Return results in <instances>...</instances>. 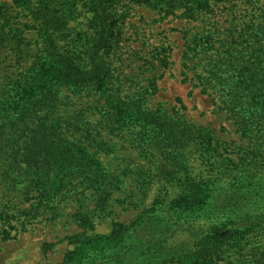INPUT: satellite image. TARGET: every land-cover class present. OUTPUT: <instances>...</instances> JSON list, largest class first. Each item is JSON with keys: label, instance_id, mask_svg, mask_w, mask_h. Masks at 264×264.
Wrapping results in <instances>:
<instances>
[{"label": "trees", "instance_id": "1", "mask_svg": "<svg viewBox=\"0 0 264 264\" xmlns=\"http://www.w3.org/2000/svg\"><path fill=\"white\" fill-rule=\"evenodd\" d=\"M126 1L122 6L130 4ZM128 1L154 9L163 19L178 16L190 24L195 23L181 31L186 41L182 55L186 68L193 69L202 85L220 97L243 135L259 141L264 136V0ZM23 2L24 5L18 6L39 26L40 40L35 46L28 41L25 29L16 21L21 12L5 18L4 26L16 38L15 50L30 65L17 78H12L0 93L4 106V118L0 121V162L4 161L0 184L8 183L11 190L22 187L24 190L20 191L27 200L29 191L44 184L47 191H39L32 213L21 211L22 216L32 214V217L39 215L45 197L56 194L61 184L70 187L79 180L93 192L95 208H81L75 213V222L84 231L68 237L74 248L59 264H170L176 260L182 264H264V198H250V204L229 205L227 213H218L214 223H209L202 231L187 227L196 246L194 251L189 250L184 255L177 256L178 252L170 250L158 253L164 240H154L152 246L148 241L170 230L178 231L181 221L192 214L202 218L203 213L207 217L208 207L203 206L204 199L197 198L199 196L191 200L192 204L182 199L171 203L162 201L156 210L146 211L142 221L130 224L114 221L110 236L93 238L89 235L99 212L112 214L113 195L121 189L124 177H130L143 191L154 182L157 168L128 167L122 175L110 171L109 166L86 152L88 147L103 152L111 150L112 154L117 152L115 148L119 144L111 148L107 138L99 139L103 127L115 135L121 128L136 124L141 137L135 138L142 142L138 146L166 157L178 172L186 169L187 148L197 144L202 161L207 164L206 171L213 175L206 174V179L214 181V187L219 185L217 193L226 188L223 166L232 158L226 159L218 152L202 128L180 116L170 115L162 106L149 111L144 106V97L126 98L115 86L105 89L102 104L90 106L94 111L88 117L79 110L72 113L68 108L72 99L69 95H74L77 87L70 80L88 86L97 79L102 82V75L110 72L106 58L121 39L119 31L111 27L110 19L119 13L120 5L117 0ZM224 15L229 16L226 20L231 22L230 26L221 23L219 16ZM80 18L88 21V31L85 36L76 38L72 24ZM55 63L62 66L63 80L41 84L39 68ZM149 80L145 93L152 88L153 79ZM65 91L67 94L63 97ZM61 105L66 106L65 111L61 110ZM258 153L256 145L245 154L256 160ZM230 176H234L232 198L240 194L248 197L264 180V176H246L240 166H236ZM247 177L251 182L247 183ZM182 185L180 195L184 198L191 183ZM202 190L206 192L205 186ZM3 213L6 212L3 210ZM167 242L168 239L165 244ZM53 246L46 243L44 251Z\"/></svg>", "mask_w": 264, "mask_h": 264}, {"label": "rangeland", "instance_id": "2", "mask_svg": "<svg viewBox=\"0 0 264 264\" xmlns=\"http://www.w3.org/2000/svg\"><path fill=\"white\" fill-rule=\"evenodd\" d=\"M33 1L41 3L46 0ZM117 1L120 5L119 13L112 16L110 23L112 28L119 31L121 39L117 48H111L109 57L106 58L110 63V72H107L108 76L102 75L104 86L101 87L102 82H99V79L88 86L82 83L77 84L71 79L70 82L77 89L74 95H69L72 98L69 110L72 113L82 111L88 117L94 111L90 109V106L96 103L102 104L104 100L101 98L105 94V89L115 86L120 88L122 95L126 98L144 97V106L149 111L154 112L162 106L170 115L180 116L198 128H202L208 134V140L215 145V149L226 159L229 157L232 159L231 161L224 159L226 161L223 173L226 174V188L217 193L215 191L219 185L214 187L215 182H210V178L208 181L206 179L208 178L206 174L210 175V173L206 171L207 164L203 163L200 146L197 144L187 148L186 169L178 172L171 167L166 157L161 154L156 155L152 149L138 146V143L142 142L135 138V136L141 137L138 134L140 127L136 124L121 128L115 135L109 134L103 127L102 133L98 131L99 139L107 138L111 148L115 147L114 144H119L115 148L117 152L112 154L111 150L103 152L92 147H88L86 152L109 166L110 171L122 175L128 167L135 169L148 165L157 168L156 174L154 173V182L143 191L130 177H124L125 182L121 189L113 195L112 214L99 212L88 233L93 238L107 237L112 235L114 221L126 224L142 221L146 211L156 210L162 201L171 203L182 199L192 204L191 200L199 196L197 198L204 199L203 206L208 207L207 217H204L203 213L202 218L192 214L181 221L182 226L178 231L173 229L159 238L152 239L153 241H148V245L152 246L155 244L154 240L158 242L164 240V245L160 246L158 253L164 251L167 253L170 250L178 252L177 256L184 255L189 250L194 251L196 246V241L187 231V227L192 226L195 230L202 231L209 223H214L218 213H227L229 205L243 202L250 204L252 202L250 198L256 200L264 198V180L259 189L248 196L249 198L242 194L236 195L235 198L230 197L234 192L231 188L234 176H230V173L235 171L236 166H240L241 172L246 176L249 174L258 175V178L264 176V136L259 141L244 136L233 115L223 107L220 97L214 90L202 85V80L193 69L186 68L182 57L186 41L181 31L185 29L184 27H192L195 23L190 24L178 16L163 19L159 12L144 4L133 5V2L127 0L126 3L130 4L122 6L124 0ZM18 5H24L23 0H0V93L12 78H17L30 65L15 50L16 38L10 35L7 27L4 26L5 18L14 15L16 11L21 12L16 21L19 27L25 29L28 41L35 46L34 44L40 40L39 26ZM219 18L225 27L230 26L231 22L226 20L229 16L224 15ZM87 23L86 19L80 18L72 24L76 38L85 36L84 33L88 31ZM61 68L62 66L58 63L51 66L43 65L39 68L41 76L38 81L43 85H49L52 81H62L64 76L61 74ZM155 73H157L156 78L153 76ZM149 79H153L152 88L145 93ZM66 94L67 91L64 92L63 97ZM0 97L3 99L1 94ZM3 107L0 101V121L4 118ZM60 107L62 111L66 110V106ZM99 130L101 131V127ZM105 134L108 136L103 138ZM256 145L259 147L256 160L247 158L248 155L245 153L250 152L252 146ZM147 151L152 153L149 155L144 153ZM3 166L4 161L0 162V183ZM250 180L247 177V183ZM188 181L191 183V188L182 198L183 195H180L184 187L182 183H188ZM194 182L197 185H193ZM43 185L34 187L32 192L29 191L27 200L25 194L20 191L24 190L22 187L17 186L11 190L8 188V183L0 184V232H2L0 233V264L62 263L65 255L74 248L68 237H74L84 231L75 222V213L81 208L93 210L95 202L93 192L87 190L86 186L79 183V180L70 187L61 184L56 194L47 195L37 217H32V214L21 215V211L32 213L33 206L38 203L39 191L45 193L47 191ZM203 186L206 192L202 190ZM3 210L6 213H3ZM166 239L168 242L165 244ZM46 243L54 245L47 252L44 251ZM170 264L182 263L176 260Z\"/></svg>", "mask_w": 264, "mask_h": 264}]
</instances>
